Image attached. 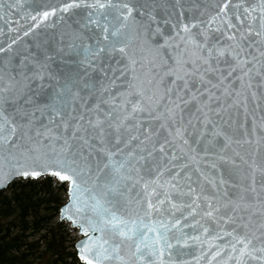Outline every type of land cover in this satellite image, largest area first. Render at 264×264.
Returning a JSON list of instances; mask_svg holds the SVG:
<instances>
[{
    "label": "snow or ice",
    "instance_id": "obj_1",
    "mask_svg": "<svg viewBox=\"0 0 264 264\" xmlns=\"http://www.w3.org/2000/svg\"><path fill=\"white\" fill-rule=\"evenodd\" d=\"M40 176L79 264H264V0H0V187Z\"/></svg>",
    "mask_w": 264,
    "mask_h": 264
},
{
    "label": "trees",
    "instance_id": "obj_2",
    "mask_svg": "<svg viewBox=\"0 0 264 264\" xmlns=\"http://www.w3.org/2000/svg\"><path fill=\"white\" fill-rule=\"evenodd\" d=\"M64 196L47 176L18 178L0 191V264H79L75 233L55 214Z\"/></svg>",
    "mask_w": 264,
    "mask_h": 264
},
{
    "label": "water",
    "instance_id": "obj_3",
    "mask_svg": "<svg viewBox=\"0 0 264 264\" xmlns=\"http://www.w3.org/2000/svg\"><path fill=\"white\" fill-rule=\"evenodd\" d=\"M41 177H44V176H40V177H37V178H29V179H38V178H41ZM19 178V177H18ZM18 178H14V179H12L6 186H4V187H0V191H2V190H4V189H6L14 180H16V179H18ZM22 179H24V178H22Z\"/></svg>",
    "mask_w": 264,
    "mask_h": 264
}]
</instances>
